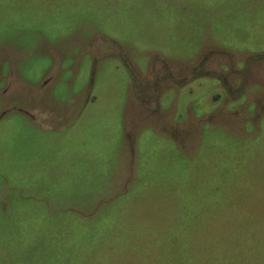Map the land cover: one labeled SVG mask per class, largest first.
<instances>
[{
    "label": "rangeland",
    "instance_id": "rangeland-1",
    "mask_svg": "<svg viewBox=\"0 0 264 264\" xmlns=\"http://www.w3.org/2000/svg\"><path fill=\"white\" fill-rule=\"evenodd\" d=\"M0 264H264V0H0Z\"/></svg>",
    "mask_w": 264,
    "mask_h": 264
}]
</instances>
